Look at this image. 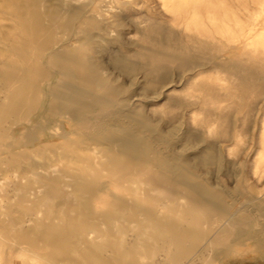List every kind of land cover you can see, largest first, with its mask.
Returning a JSON list of instances; mask_svg holds the SVG:
<instances>
[{
    "label": "bare ground",
    "instance_id": "bare-ground-1",
    "mask_svg": "<svg viewBox=\"0 0 264 264\" xmlns=\"http://www.w3.org/2000/svg\"><path fill=\"white\" fill-rule=\"evenodd\" d=\"M0 264H264V0H0Z\"/></svg>",
    "mask_w": 264,
    "mask_h": 264
}]
</instances>
